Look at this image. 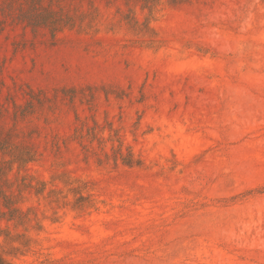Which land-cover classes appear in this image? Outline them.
Masks as SVG:
<instances>
[{
  "label": "rangeland",
  "instance_id": "1",
  "mask_svg": "<svg viewBox=\"0 0 264 264\" xmlns=\"http://www.w3.org/2000/svg\"><path fill=\"white\" fill-rule=\"evenodd\" d=\"M0 256L264 264V0H0Z\"/></svg>",
  "mask_w": 264,
  "mask_h": 264
},
{
  "label": "trees",
  "instance_id": "2",
  "mask_svg": "<svg viewBox=\"0 0 264 264\" xmlns=\"http://www.w3.org/2000/svg\"><path fill=\"white\" fill-rule=\"evenodd\" d=\"M0 264H10L9 262H7L4 258H2L0 256Z\"/></svg>",
  "mask_w": 264,
  "mask_h": 264
}]
</instances>
